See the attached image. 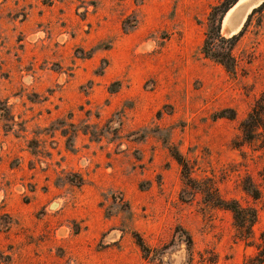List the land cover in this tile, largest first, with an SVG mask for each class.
Wrapping results in <instances>:
<instances>
[{"label": "rangeland", "instance_id": "1", "mask_svg": "<svg viewBox=\"0 0 264 264\" xmlns=\"http://www.w3.org/2000/svg\"><path fill=\"white\" fill-rule=\"evenodd\" d=\"M231 1L0 0V264H264V6L235 73L203 52Z\"/></svg>", "mask_w": 264, "mask_h": 264}, {"label": "trees", "instance_id": "2", "mask_svg": "<svg viewBox=\"0 0 264 264\" xmlns=\"http://www.w3.org/2000/svg\"><path fill=\"white\" fill-rule=\"evenodd\" d=\"M239 1L240 0H233L214 10L210 16V28L206 34V39L203 46V52L205 55L223 65L230 73H235L237 71V64L235 58L233 57L232 51L237 45L243 30L238 34L231 36L230 38H226L221 35V30L226 15ZM263 6L264 4L255 9L249 16L248 21L250 20L251 16ZM248 21L246 22L245 27ZM233 118L234 116L229 119ZM240 127L248 141H252L254 139V135L257 134L260 129L264 130V92L253 106L246 120L242 122ZM175 158L183 168L184 178H186L188 181H192L189 174L190 171L188 164L180 156H176ZM199 189L204 194L205 201L208 205L215 208L224 209L232 213L234 226L237 232L236 236L238 239L246 242L248 245H252V239H254L255 236L254 227L258 221V210L255 207H243L237 201L223 200L218 196L216 190L213 187ZM245 190L256 201L260 200L262 197L259 190H251L250 188H245ZM139 246L144 250L146 249L142 241L139 242ZM261 256L264 259V250L261 251Z\"/></svg>", "mask_w": 264, "mask_h": 264}, {"label": "water", "instance_id": "3", "mask_svg": "<svg viewBox=\"0 0 264 264\" xmlns=\"http://www.w3.org/2000/svg\"><path fill=\"white\" fill-rule=\"evenodd\" d=\"M238 3L232 8L233 11L231 10L232 14H230L228 20V24L234 32L239 31L244 27L253 10L264 4V0H246L237 6Z\"/></svg>", "mask_w": 264, "mask_h": 264}, {"label": "bare ground", "instance_id": "4", "mask_svg": "<svg viewBox=\"0 0 264 264\" xmlns=\"http://www.w3.org/2000/svg\"><path fill=\"white\" fill-rule=\"evenodd\" d=\"M245 1H246V0H240V2L238 3L237 6H239L240 4H242V3L245 2ZM231 10H232V9H231ZM231 10L229 11L228 16H229V15L231 14V12L233 11V10H232V11H231Z\"/></svg>", "mask_w": 264, "mask_h": 264}]
</instances>
